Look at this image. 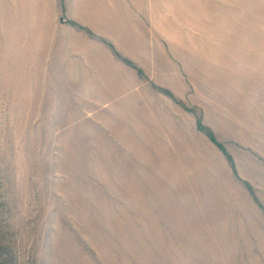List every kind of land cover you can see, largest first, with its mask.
Segmentation results:
<instances>
[{
	"label": "rangeland",
	"instance_id": "obj_1",
	"mask_svg": "<svg viewBox=\"0 0 264 264\" xmlns=\"http://www.w3.org/2000/svg\"><path fill=\"white\" fill-rule=\"evenodd\" d=\"M0 264H264V0H0Z\"/></svg>",
	"mask_w": 264,
	"mask_h": 264
}]
</instances>
